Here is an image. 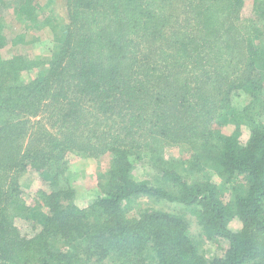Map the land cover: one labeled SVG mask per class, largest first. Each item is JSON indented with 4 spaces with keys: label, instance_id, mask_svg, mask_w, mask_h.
<instances>
[{
    "label": "trees",
    "instance_id": "16d2710c",
    "mask_svg": "<svg viewBox=\"0 0 264 264\" xmlns=\"http://www.w3.org/2000/svg\"><path fill=\"white\" fill-rule=\"evenodd\" d=\"M59 1L57 25L44 6ZM7 2L0 264H264V40L242 30L241 1ZM254 4L264 21V0ZM10 7L33 40L48 28L47 57L5 35ZM72 155L107 158L86 206ZM145 162L153 174L137 180ZM36 174L28 202L23 177ZM221 241L208 257L203 246Z\"/></svg>",
    "mask_w": 264,
    "mask_h": 264
},
{
    "label": "rangeland",
    "instance_id": "374dc122",
    "mask_svg": "<svg viewBox=\"0 0 264 264\" xmlns=\"http://www.w3.org/2000/svg\"><path fill=\"white\" fill-rule=\"evenodd\" d=\"M7 3L10 5V0ZM241 1V12L240 17L243 18L247 22V28L242 29L245 30L247 33H253L255 31H263V34L261 37V40H264V21L260 19V17L256 14V6H255V0H240ZM44 2L41 3V6L43 7ZM10 11L12 12V8H9V13L3 9L2 11V19H3V25L5 31V35H7V32H10L7 37L10 38L11 35L16 34L18 43H19V49H21L22 52L31 54L32 56L36 57H47V46L45 45V40H49L50 38V32L48 28H44L40 30L37 33V37L33 40L32 35H28V32L24 30V23H18L17 19H14L11 15ZM44 11L49 14V16L56 22L57 25H60L61 20H65L66 14H65V8L63 4L59 1L54 4H47L44 6ZM242 20V19H241ZM6 37V38H7ZM32 38V39H31ZM49 43V41H47ZM43 44V45H42ZM14 50L12 47L7 44V46L0 48V57L6 58L7 56L13 54ZM263 94L259 96L260 99L264 97V89ZM234 101H238V106L242 105L243 107H246L248 102H245L244 99L240 100V98L235 99ZM251 102L250 98L248 100ZM245 105V106H244ZM249 105V104H248ZM253 104L251 103L250 108H253ZM242 107V108H243ZM239 109V107H238ZM212 127H218L221 126L219 123H212ZM226 131H229L231 129V126L222 127ZM249 136V130L247 128H243V133L241 137V141H245L247 137ZM171 156L178 157V150H172L170 151ZM165 158H167L169 154L165 152ZM78 157H75L74 155L68 157V165L72 166V173L73 175L78 176V188L75 192L76 200L79 206H86L90 199H92L95 194L93 193L95 188L97 187V176L99 174H104L106 171V161L107 158L104 156L98 159L97 161L94 160H83L78 161ZM150 167L147 165V163L143 164H137L136 168L133 171V175L137 177V180H142L145 177H148V175H152ZM24 181L29 184L30 188L29 190L26 189V197L28 198V202H32L31 199H33L31 196L38 191L41 186L39 176L32 175L31 177H28L27 175L23 177ZM35 201V200H33ZM148 206H152L154 208L158 209H169L168 205L163 203H156L152 200H140L137 205V210H142L145 208H148ZM193 232H196L195 229L192 230ZM227 244L223 241L219 243H209L205 244L203 246L205 253L208 257L213 256H221L226 248Z\"/></svg>",
    "mask_w": 264,
    "mask_h": 264
}]
</instances>
